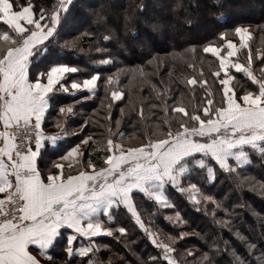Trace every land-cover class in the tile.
<instances>
[{
	"label": "snow or ice",
	"instance_id": "1",
	"mask_svg": "<svg viewBox=\"0 0 264 264\" xmlns=\"http://www.w3.org/2000/svg\"><path fill=\"white\" fill-rule=\"evenodd\" d=\"M74 8V0H56L51 8L37 7L33 0H0V23L6 26L0 30V264H43L57 259L61 264H104L96 258L101 246L96 238H117L115 233L120 237L127 235V227L116 224L121 212L158 250L147 260L141 258L140 264H178L173 255L175 245L187 233L181 231L163 239L159 229L153 230L151 223L142 218L138 198L154 202L159 209H172L175 205L170 195L175 190L186 195L197 211L203 203L205 214H210L221 228H229L228 218L216 219L217 210L224 212L225 217L232 215L223 201L204 194L193 181L213 183L217 172H222L233 176L240 186L247 182L250 187L259 184L264 188V183L244 175L253 165V156L264 161V53L257 49L253 54L249 25L220 32V42H208L201 50L218 62L211 74L217 78L219 96L206 88V97L191 111L181 100H174L171 113L182 114L179 118L168 115L170 89H158L151 83L152 73L144 66L129 69V80L139 76L150 83L160 101L149 105L162 108L165 116L153 124L155 130L145 133L138 144H131L118 131L121 121L117 119V131L108 129L100 167L90 158L83 160L81 145L93 141L87 135L78 137L79 143L58 156L59 162L53 165L55 171H42L38 158L47 152H60L64 138L75 135L66 128V122L76 115L72 105L79 101L59 105L57 111L58 93L77 96L86 92L79 100H88L102 84L111 97L106 105L109 109L112 102L124 97L119 88L123 68L103 78L101 72L95 71L83 79L70 77L79 68L66 63L50 62L39 68L59 43L60 30L68 24ZM103 40L109 41L110 36L105 35ZM242 50H247L246 62L239 59ZM95 51L101 54L95 64L114 63V56L103 55L108 51L106 47L97 46ZM188 52L193 61L203 59L195 46ZM154 61L157 67L162 63L153 57L147 64ZM256 61L259 63L254 67ZM237 73L246 78L242 84ZM206 83L203 78H186L188 86ZM137 115L144 119L143 106ZM104 119L111 120L110 112ZM46 120L54 121L56 133H45ZM88 123L86 118L81 131ZM63 161L69 162L67 166ZM73 161L75 173L71 171ZM65 167L69 170L64 171ZM165 219L174 225L184 223L179 211ZM229 232L243 251L235 241L226 239L223 249L213 241L210 251L199 258L190 250H186L187 256L193 257L195 264H220L211 256L223 251L231 256L227 264H264V245L258 246L232 228ZM61 244L64 256L53 255L52 251Z\"/></svg>",
	"mask_w": 264,
	"mask_h": 264
},
{
	"label": "trees",
	"instance_id": "2",
	"mask_svg": "<svg viewBox=\"0 0 264 264\" xmlns=\"http://www.w3.org/2000/svg\"><path fill=\"white\" fill-rule=\"evenodd\" d=\"M26 2V0H25ZM37 7L51 8L56 0H33ZM75 8L72 9L67 25L60 30L59 43L48 53L47 58L39 64L43 69L50 62L66 63L79 68L78 73L69 74L80 79L87 78L95 71L101 72L106 77L116 72L117 68H123L120 74V90L124 97L120 101L112 102L111 108H107L111 101L110 95L101 84L96 95L88 100H79L80 95L70 96L66 93H58V106L70 105L74 100L79 101L72 105L76 111L66 122V128L74 132L64 138V148L60 152H47L38 158V166L43 171L52 169L58 161V156L63 154L67 147L79 143L78 137L91 135L93 141L88 145H81L84 152L83 160L89 158L97 167L102 165V159L106 152V140L108 129L117 131L115 121H121L118 131L125 134L128 143L138 144L147 132L154 131V123H159L165 116L162 108H151L150 104H159L156 93L151 90V84L143 82L139 76L131 81L129 69L144 66L146 71L152 73L151 83L158 89H170L168 91V115L179 118L182 114L171 113L174 100L179 99L184 106L191 111L206 97L205 89L216 93L218 98L219 88L217 78L211 72L218 62L210 54H203L202 47L208 42H220L219 33L234 28L237 25H249L252 32L249 46L255 55L257 49L264 53V0H74ZM0 23V30L5 29ZM84 33H92L91 36ZM105 35L110 36L109 41H104ZM231 38V37H230ZM67 43V47H61ZM97 46L106 47L108 51L103 55L115 57L114 63L100 66L94 61L101 58V54L95 51ZM195 46L197 53L203 59H191L188 52ZM122 51L116 53V48ZM239 55L241 62H246L247 50H242ZM153 57L156 62L148 65L147 61ZM235 59V58H234ZM264 59V56H262ZM194 63L190 68L188 64ZM259 62L254 63V67ZM234 71V70H233ZM203 78L207 83L188 86L186 78ZM242 84L246 78L242 73L236 74ZM235 83V81H234ZM250 84V81L248 82ZM194 89V90H193ZM143 106L144 119L137 115ZM123 109V114L121 113ZM110 112L111 120H105L104 116ZM89 123L81 131L80 125L85 119ZM54 121H45L46 134H54L58 131L52 126ZM62 163L67 166L68 161ZM71 171H77L73 161ZM258 157L253 156V165L248 167L244 175L254 177L255 180L264 183V167ZM69 169L65 167L64 171ZM202 187L204 194L213 195L222 200L223 204L232 213L225 217V213L217 210L216 219L228 218L229 228L239 231L257 245H264V188L259 184L250 187L247 182L240 186L237 180L227 173L217 172L216 179L209 183L204 179L194 180ZM175 207L172 209H159L154 202H148L138 198L141 204L140 211L146 223H151L153 230L159 229L163 239L167 235H178L181 231L187 235L176 242V252L173 253L178 264H195L193 257L187 256L186 250H190L199 258L203 252L210 251V244L219 242L223 249V240L235 237L229 232V228H221L210 214H205V205L201 204L197 211L189 202L186 195L171 190L170 195ZM211 208V205H208ZM179 211L184 223L174 225L165 216L173 215ZM153 213V215H149ZM116 224L128 229L127 235L120 237H97L101 246L96 253V258L104 264H140L141 258L147 260L149 255H156V250L144 236L143 232L134 225L126 213L118 215ZM117 240L119 243H117ZM240 247L239 241H235ZM53 255L63 257V244L58 245ZM213 261L227 264L231 256L216 253L211 256ZM61 264L60 260H54ZM49 261H44L47 263ZM55 262H50L55 263ZM43 263V264H44ZM166 264V262H165ZM207 264V262H204Z\"/></svg>",
	"mask_w": 264,
	"mask_h": 264
},
{
	"label": "rangeland",
	"instance_id": "3",
	"mask_svg": "<svg viewBox=\"0 0 264 264\" xmlns=\"http://www.w3.org/2000/svg\"><path fill=\"white\" fill-rule=\"evenodd\" d=\"M122 50L118 47V48H116V50H115V52L116 53H120ZM117 243H119L117 240H115ZM52 262H55V261H52ZM43 263H44V261H43ZM44 264H50V262H47V263H44ZM51 264H56V262L55 263H51Z\"/></svg>",
	"mask_w": 264,
	"mask_h": 264
},
{
	"label": "crops",
	"instance_id": "4",
	"mask_svg": "<svg viewBox=\"0 0 264 264\" xmlns=\"http://www.w3.org/2000/svg\"><path fill=\"white\" fill-rule=\"evenodd\" d=\"M39 68H40V66H39ZM41 69V68H40ZM37 69L36 68H33V71H36ZM46 133V132H45ZM39 167V166H38Z\"/></svg>",
	"mask_w": 264,
	"mask_h": 264
}]
</instances>
